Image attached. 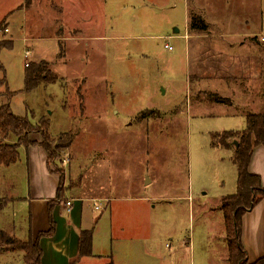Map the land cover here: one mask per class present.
Wrapping results in <instances>:
<instances>
[{
  "label": "rangeland",
  "instance_id": "obj_1",
  "mask_svg": "<svg viewBox=\"0 0 264 264\" xmlns=\"http://www.w3.org/2000/svg\"><path fill=\"white\" fill-rule=\"evenodd\" d=\"M213 1L226 7L232 32L264 34V0L263 9L256 0H229L231 9L228 0ZM199 8V0H0V24L6 23L0 44L11 42L0 49V106L9 104L14 116L33 125L47 124L53 166L72 194L133 198L111 202L116 219H127L129 208L146 209L145 242L124 235L113 240V252L124 260L133 255L136 264H161L173 253L172 264L181 258L182 264L226 263L221 203L236 191L235 142L227 150L212 148L211 137L244 130L245 123L226 117L224 111H233L228 107L204 103L207 96L195 94L199 85H189L185 28L190 35ZM41 61L60 79L27 92L26 64ZM260 78L250 86L253 95L245 79L236 82L243 92L233 103L251 95L264 100V53ZM197 99L203 103L196 105ZM31 140L43 138L33 134ZM28 176L23 149L16 164L0 166V231L21 241L29 227ZM93 204L85 206L97 221L106 204L101 212ZM22 256L0 251V264H21Z\"/></svg>",
  "mask_w": 264,
  "mask_h": 264
},
{
  "label": "crops",
  "instance_id": "obj_2",
  "mask_svg": "<svg viewBox=\"0 0 264 264\" xmlns=\"http://www.w3.org/2000/svg\"><path fill=\"white\" fill-rule=\"evenodd\" d=\"M199 1L202 6L199 10L202 12L197 15L192 14V21L194 18L197 19L205 26V29L199 27L191 30L192 33L188 35L185 28L186 34L184 36L187 40L186 54L190 61L189 85L191 87V83H197L199 86L197 87L198 90H195V94H200L199 96L206 95L207 101L204 103L230 108L233 111H224V115L226 117H240L244 120L246 127V115L249 113L259 114L264 108L263 98L253 97L254 93L252 91L254 90L250 89V86H255L257 77L258 82L261 81L264 53V42L261 40L264 38V34H253L250 32L251 30L232 32L230 30V19L226 17V7L224 8L222 4L215 6L213 0ZM252 1L255 2V0ZM223 2L225 3V0ZM258 4L259 8L263 9V0H256L255 5ZM246 5L247 2H245ZM226 6L228 9L232 8L229 0L226 2ZM260 14L264 16L262 11H260ZM246 28H249V26H246ZM179 33V30L174 29L175 35H179ZM166 39L171 40L173 37L168 35ZM256 41L259 43H256ZM166 45L169 46L168 43H165L164 48ZM244 79L245 83L242 81ZM236 82L238 84L244 83L247 94L248 91L252 93L249 98L239 105L234 104L232 100L234 94L237 95V93L243 92L237 90L236 86L238 84ZM201 83L202 85H200ZM213 83L219 85L217 90H214L215 87L210 88ZM211 96L221 98L225 102H212L210 100ZM256 100H261V103H257ZM195 103L199 105L203 102L198 100ZM258 104L262 105L261 109H259ZM247 109H250L251 112ZM35 142L39 143L36 140ZM21 149H23L26 156L30 181L27 194L29 207L27 236L30 234L33 240L38 239L42 251L41 264H71L72 261H76L75 264H100L105 261H109L108 264H136L133 255H129L128 259L124 260L122 259L124 257H120L113 252V240L115 237L118 238L119 235H124L123 238L129 242H132L134 237L138 236L141 239L140 241L145 242L148 233H150L151 221V215L147 213L146 209L132 207L126 211L127 219H116L113 215V207L110 204L116 202L117 199L113 200L105 197L97 201L95 198L90 199L72 194V191L67 187L65 175L64 182L61 185L63 189L62 198H59L58 190L61 184V176L53 164L48 163L47 154L43 148L35 145L29 148L21 147L19 151ZM249 173L260 177L264 188V146L254 148L249 164ZM118 199V202L134 201L133 198ZM67 201L72 203L70 213L67 212L64 204ZM87 202L94 203L93 208L96 212L102 211L101 203L106 204L97 221H95L97 217L94 219L95 215L91 214L89 209L86 208L85 203ZM95 205L100 209L96 210ZM120 220L121 223H118ZM50 221L55 227L53 235L39 239V235L49 232ZM82 231H92V255L77 259ZM223 238L225 240V236ZM241 241L247 255L248 264L264 257V201L257 204L253 210L247 212L243 217ZM177 253L181 255L183 250L180 249ZM173 254L169 255L168 258H162L161 264H172L171 257ZM182 261L181 258L175 264H182ZM224 262L228 264L227 256Z\"/></svg>",
  "mask_w": 264,
  "mask_h": 264
},
{
  "label": "trees",
  "instance_id": "obj_3",
  "mask_svg": "<svg viewBox=\"0 0 264 264\" xmlns=\"http://www.w3.org/2000/svg\"><path fill=\"white\" fill-rule=\"evenodd\" d=\"M201 23V22H200ZM6 23L0 24V31ZM191 30L197 29L195 21H192ZM201 29L205 26L201 25ZM11 42L5 41L0 44V49L10 47ZM1 67V66H0ZM25 72V91L30 92L41 86L43 83H55L60 78L52 73L46 62L41 61L28 65ZM2 69V68H0ZM0 83V87H3ZM4 95V94H2ZM7 96L14 94L6 91ZM210 100L215 103H224L225 100L211 96ZM47 124L42 119L37 125L31 124L27 117L14 116L10 105L0 106V166L10 167L16 164L19 159V148H29L39 145L47 154L49 164L55 163L56 154L48 145ZM33 134H40L43 141L37 143L30 139ZM212 148L229 149L231 143L235 142L234 155L232 162L237 168L236 191L233 195L227 196L222 200L221 212L224 220L225 240L227 243V261L228 264H248L247 255L243 248L242 222L245 214L255 208V206L264 201V188L261 179L258 176L249 173V164L254 148L264 146V112L259 114L249 113L246 115V127L242 131H228L222 134L212 135ZM11 141H13L11 143ZM59 148V147H58ZM61 176V184L58 190V197L62 198V184L64 175L57 171ZM1 207V206H0ZM50 230L48 233L39 235L50 237L54 233V224L50 221ZM0 251L7 253L22 252L21 264H41L42 251L38 239L33 240L31 235L24 241L18 240L9 234L0 231ZM92 250V231H82L79 239V254L77 259L91 256ZM72 261L71 264H75ZM252 264H264V257Z\"/></svg>",
  "mask_w": 264,
  "mask_h": 264
},
{
  "label": "built area",
  "instance_id": "obj_4",
  "mask_svg": "<svg viewBox=\"0 0 264 264\" xmlns=\"http://www.w3.org/2000/svg\"><path fill=\"white\" fill-rule=\"evenodd\" d=\"M5 32H8V30L6 29ZM261 41L264 42V38H262ZM165 49L171 51V50H172V47L166 45V46H165ZM27 55H28V52H27ZM27 66H28V64H26V67H27ZM59 202H60V200H59ZM64 204H65V207H66L67 212L70 213V211H71V207H72V203H71L70 201H67V202H65ZM95 209H96V210H99L100 207H98L97 205H95Z\"/></svg>",
  "mask_w": 264,
  "mask_h": 264
},
{
  "label": "water",
  "instance_id": "obj_5",
  "mask_svg": "<svg viewBox=\"0 0 264 264\" xmlns=\"http://www.w3.org/2000/svg\"><path fill=\"white\" fill-rule=\"evenodd\" d=\"M233 145L236 147L237 146V144L236 143H233Z\"/></svg>",
  "mask_w": 264,
  "mask_h": 264
}]
</instances>
